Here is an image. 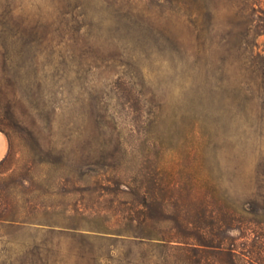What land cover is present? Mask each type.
<instances>
[{
  "label": "rangeland",
  "instance_id": "374dc122",
  "mask_svg": "<svg viewBox=\"0 0 264 264\" xmlns=\"http://www.w3.org/2000/svg\"><path fill=\"white\" fill-rule=\"evenodd\" d=\"M0 128V264H206L140 232L262 212L264 0H0Z\"/></svg>",
  "mask_w": 264,
  "mask_h": 264
},
{
  "label": "trees",
  "instance_id": "16d2710c",
  "mask_svg": "<svg viewBox=\"0 0 264 264\" xmlns=\"http://www.w3.org/2000/svg\"><path fill=\"white\" fill-rule=\"evenodd\" d=\"M247 32L250 34L251 30ZM0 131L3 132L1 128ZM6 136L9 140V136ZM9 156L10 140L9 152L0 160V164L6 162ZM144 201L146 206H151L155 198L145 196ZM207 206L211 211L207 216H202L201 220L208 218V226L188 231H143L140 232V238L153 243H175L182 250L194 251L197 261L206 264H264V206L261 207L262 212L241 208L236 213L211 200L207 201ZM1 219L10 223L35 224L29 216ZM154 221L155 217L146 216V222Z\"/></svg>",
  "mask_w": 264,
  "mask_h": 264
},
{
  "label": "crops",
  "instance_id": "0c3cea01",
  "mask_svg": "<svg viewBox=\"0 0 264 264\" xmlns=\"http://www.w3.org/2000/svg\"><path fill=\"white\" fill-rule=\"evenodd\" d=\"M9 152V140L6 134L0 131V160L4 159Z\"/></svg>",
  "mask_w": 264,
  "mask_h": 264
}]
</instances>
